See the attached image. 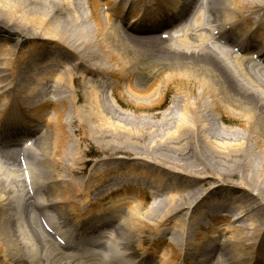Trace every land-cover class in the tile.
<instances>
[{
  "label": "bare ground",
  "instance_id": "obj_1",
  "mask_svg": "<svg viewBox=\"0 0 264 264\" xmlns=\"http://www.w3.org/2000/svg\"><path fill=\"white\" fill-rule=\"evenodd\" d=\"M99 1H92V6L95 9H99ZM120 1L107 0L106 2L109 4L105 3V5H111L112 9L118 11L120 21L125 20L129 29L137 31L150 30L151 28L154 30L155 26L167 25V20L165 21L163 14H160L159 8L162 4L158 5L160 1L164 3L163 8L167 7V12L176 15L175 20L183 18V3L188 5L187 12L190 16L196 12L198 7L202 6L200 0L198 2L195 0H157L147 6L145 14L148 12L149 16L141 17V20H138L140 24L136 25L134 24L135 13L130 18H125V16H129L130 10H127V4H117ZM60 2L62 0H0V26L3 28L5 26L8 31L0 32L2 34L5 32L10 38H14V35L9 34V29L19 23L21 28L15 30L18 32L15 35H20L23 38L37 35L40 31L52 36L54 40L60 38L58 33L60 31L55 28L58 22L57 15L62 10L59 6ZM198 10H205L210 15L209 22L217 25L221 39L227 44H231L236 40L231 39V35L239 36L238 47L246 51L254 46V43L248 41V36H253V33L250 34L252 29L249 27L264 25V0H211L206 9L201 7ZM154 11L155 13H152ZM45 13L47 16L46 19H43L42 15ZM202 13L199 11L195 30L182 44L184 47L179 45L181 50L193 56L159 57L160 63L164 60L169 62L156 65L142 63L141 67L137 65L122 67L120 73L115 72L112 76L119 75L121 82H126L129 96H125L124 91L116 89L113 97L115 99L111 101L113 104L109 99L106 100L98 89L93 90L92 101L90 100L88 103L99 114L97 122L102 124V126H95L92 130L99 144L96 149L81 147L87 134L84 131L86 115L83 116V112H80L81 107L76 98L72 96L70 102H67L61 96L62 88L65 86V93H68L69 89L75 88L76 78L78 79L76 70L81 66L77 67V64L74 66L71 63L73 61L70 59L74 55L68 54L67 71L58 70V67L54 65H49L47 69L44 68L43 73L45 74L31 85V90L28 93L25 82H28L30 77L26 74V69L28 65H34L35 62L37 64L39 62L38 66H41L40 53L37 50L42 48L40 44H44L36 41L38 36H35L26 39L28 41L27 48L23 45L21 49L18 45L16 53L9 50L8 45L0 46V106L7 108L4 110L10 112L7 122L19 124L22 115L18 111L24 109L29 111V116L27 115L29 122H37L32 126H41V123H44L42 129L39 130L43 132L33 147L35 151H31L28 155H24L20 151L18 153L20 158L23 156L25 162L19 159V155L18 158L14 155V149H10V154H13H9L10 156L2 154L0 150V164L4 168H22L24 181L31 182V186L36 189L35 194L28 191L26 200L18 194L9 198V190L5 181L10 176L7 179L0 167V239L2 247L7 248V255L0 250V264H9V262L11 264H71L64 260H69L68 256L65 253L61 255L56 245L58 230L65 233L70 224L81 225L76 234H72L71 239L69 238L73 243L79 239L90 243L89 237L99 231L101 233L100 238L96 241L100 245L90 243L91 247H88L86 251L88 256L76 255V259L79 258L77 260L83 257L89 259L87 262L95 261L98 254L100 255L99 249L102 248L104 253L109 250L108 255L101 254H104L107 260L114 259L115 264H129L130 255L132 257L135 255L134 252L130 253L129 249L135 247L133 240L136 239V231L140 235L139 239H136L137 243H143L145 218L156 214L160 207L166 205L172 207L169 212L176 210L180 208L179 202L186 201L189 210L196 212L195 214L192 212L190 218L186 216V220L180 223L181 228L178 229V232L181 235L172 239L169 246L172 254L168 252V257L162 262V264H177L178 259L175 257L180 251L178 248L187 242L186 236L191 231V228L187 227L194 228L192 236L197 238V236H205L202 231L208 229L210 225L209 223L205 227L207 219L210 218L205 219L207 210L201 206V203L206 199L201 200L210 191V188L205 191L204 188L197 187L195 190L198 189V192L195 195L179 198L170 193L169 199L166 198L167 200L153 206H144L150 196H145L138 186H130V188L124 186L106 194L96 193L98 189H103L108 181H112L117 176L129 175L130 177L133 175L137 181L139 178L136 172L138 168L142 169L139 167L143 165L142 162L150 165H163L171 170H179L181 173L186 170L184 167L189 165L193 172L197 173L194 175L203 176L206 174L201 178L207 177L208 171L213 174L217 173L216 176H222L224 179L238 178L237 173L239 172L245 178L244 182H239L241 188L246 189L247 192L250 190L258 193L259 196L263 195L264 187L260 189L259 187L264 184V78L263 80L257 79L256 75L251 74L252 69L243 64L242 60L235 61L224 52L221 54L225 67H220L212 57H208L207 49L212 43L211 39L201 32L202 23L205 21L202 19L204 17ZM148 17L149 19H147ZM51 21H53V25ZM55 21L56 24H54ZM61 23L64 25L67 22L61 21ZM71 23L72 25L69 23L65 25L64 34H68L79 45L87 48L92 47L94 52H105L106 57H108L106 49L101 46L103 37L109 42L113 40L112 44L120 51L121 48L113 34L122 39L127 38L124 32L122 33L121 29L110 20L107 21L106 32L103 27H95L79 20ZM123 27L125 26H121V28ZM74 28L79 30L78 35L75 33L76 31H73ZM259 31L263 32L260 29ZM262 41L264 43V38ZM52 45L56 47L55 42H52ZM136 53L138 52L136 51ZM33 55L36 61L31 58ZM261 56L264 57V54ZM146 71H148L147 78L144 77ZM84 78L87 80L88 76L86 77L84 74L83 80ZM40 86L42 87L40 88ZM50 89L52 90L48 93ZM172 93L175 96L170 105L162 110ZM79 98L80 96H78ZM127 102L131 105V111L133 110L128 115L120 111ZM46 104L56 107L51 113H48L45 110ZM72 108L76 112V121L80 123V126L75 123L72 126L79 127L77 136H81L78 139V142L81 143L77 144L79 152L76 161L73 158L76 153L69 152L71 134L74 133L63 125L66 114H70ZM46 113L48 114L46 115ZM52 114L53 117H51ZM214 117H217L216 121H212ZM218 119L220 124L217 122ZM21 124L25 126L24 123ZM96 128L104 129V131L100 132ZM4 133L8 134L9 129H6ZM130 147L134 148L135 155L131 151H127ZM141 149L145 151L144 154L138 152ZM146 152L150 154V157L146 155ZM169 154L173 156L168 157ZM120 156H130L135 161H125ZM190 156L200 161L202 166L193 163ZM53 158H56V161ZM119 159H121L120 163L129 162L134 170L125 172H117L115 169L112 172L106 170L108 165L118 163ZM163 159H166V163ZM59 160L61 163L58 162ZM66 161L70 162L71 166H65ZM97 161L101 162L98 165L101 168H93L88 175L90 165ZM183 161H186L184 167L178 164ZM32 164L45 167L43 169L44 183L49 192L39 199L36 196L38 183L32 185V180H36L37 171ZM57 164H60V168L56 169L53 165ZM178 165L182 167L181 170ZM49 170L52 172L51 175L47 173ZM219 170L231 173L224 174ZM94 173V176L97 175L96 177L93 176ZM211 173L210 175H212ZM48 178H51L52 181H47ZM197 178L199 177H196L195 180ZM158 179L162 178L159 176L152 178L158 186L156 191L158 195L155 191L149 193L151 195L155 193L152 195L153 197L163 196L165 192L166 186L159 183ZM130 181L128 180V182ZM153 181L150 180V183ZM193 182L195 181H190L191 184ZM59 183L65 184V186H59ZM192 187L194 184L190 186V188ZM82 196H85V199H78ZM125 196L129 197L121 199ZM228 196L225 197V200L217 198L214 202L208 201V204L218 203L228 206V204H232L229 202L230 197L228 201ZM238 196L234 197V200H239ZM112 197L118 199L119 202L122 200L132 201L133 204L136 201H142V199L143 201L136 205L138 208L133 206L122 212V219L119 223L116 215L118 211L106 208V199L110 200ZM243 202L246 201L243 200ZM255 204L251 201L249 206L252 208ZM9 206H13L11 214L8 213ZM249 211L250 208L246 205L240 206L238 214L241 213V216L239 218L247 217ZM180 212L178 214L182 216ZM223 214H218V217L226 218L227 222L232 219L231 216H228L229 212L225 211ZM79 215L82 216L81 220ZM172 215L175 218V215ZM114 217L117 218V222L114 221ZM218 217H214L210 221L213 222ZM170 219L172 218L168 217L167 221ZM255 220L254 222H258L256 226L251 223L252 232L256 231L254 235L245 237L242 236L244 228H233L229 232L230 237L223 241H218L219 237L212 241L208 240L202 247L190 253L191 256L189 255L188 258L190 261L187 263L183 260L184 264H223V262L225 264H264L263 244H259L255 251L257 252L260 248L258 258L256 257L248 263V253L252 249V244L257 236V239H260L259 231L264 226V222L262 223L264 212L261 211V214L256 215ZM163 226L164 224L158 229L160 234L167 230L162 228ZM106 230H109L108 233L103 234ZM144 241L148 242V239L144 238ZM149 241L152 242L150 238ZM157 242L159 243V241ZM141 243L137 245V248L141 250L138 258L143 257L146 252L148 255L155 254L154 251L143 252ZM114 250L115 254L111 255L110 251ZM123 260L126 262L122 263ZM143 261L144 258H141L135 264H147V262L142 263Z\"/></svg>",
  "mask_w": 264,
  "mask_h": 264
},
{
  "label": "rangeland",
  "instance_id": "obj_2",
  "mask_svg": "<svg viewBox=\"0 0 264 264\" xmlns=\"http://www.w3.org/2000/svg\"><path fill=\"white\" fill-rule=\"evenodd\" d=\"M59 6L62 8L61 12L58 13L57 18H58V22L56 24V21L54 24H56V29L59 30L60 32L59 35L61 36L60 38H55V40L52 38V36L50 35H46L45 33H41L42 31L39 32V34L37 35H32L29 36V38L32 37H37L36 41H39L41 43H43L44 45L40 44L42 48H38V52L40 53L39 59H42L44 61H49V60H53L50 64L51 65H55L58 67V70L61 71H67L66 66H67V61L69 60L68 54H73V58L70 59L71 63L74 64V66L77 67L81 66L80 69H77V77L76 78V83H75V88L69 89L68 93H65V86L62 88V92L61 93L62 97L64 98V101L70 102V100L72 99V96L74 98H76L77 103L79 104V106L81 107V111L83 112V116L86 115V121L84 122V131H85V136L86 138L84 139V141L78 142V139L81 138V136H77L78 135V131H79V127H74L72 126L73 123H75V125L80 126V123L76 121L75 119V114L76 112L74 111V108H72V111H70V114L67 113L66 114V118L63 121V125L67 126V130H69L70 132L72 131L71 134V138H70V146H69V152L71 153H76L75 156L73 157L74 160L76 161V157L77 154L79 152L78 150V143H81L82 146L81 147H88L90 148H94L96 149L99 144H98V140L97 137L95 135H93L92 130H94L95 126H102V124H100L99 122H97V117L99 116V114L96 112L95 109H93L92 105L90 103H88V101L90 102V100L92 101V93L93 90L96 88L98 89V91H100L106 98V100H110V98H113L115 95V90L119 89L120 91H124L125 96H129V94L127 93V87H126V82L124 83V81L121 82L119 75L118 76H112V74L114 75L115 72L120 73V71L122 70V67H129V66H140V64H142V60L141 58L138 56V53H136V48L138 50H143L144 47L142 46V44L139 41H132L133 39L130 37L129 41L125 40V39H121V37L116 38L115 35L113 34V37L116 38V41L118 42V46L121 48V51L115 47L112 42L106 38H102V42H101V46L104 47V49H106V54L108 57L105 56V52L103 53H99L94 52L92 47L91 48H87L83 45H79L76 42L73 41V39H71L68 34H64L63 31L65 30L64 27L67 23H69V25H72L71 22L73 21H82L83 23H87L89 25L95 26V27H103V29L105 28V32L107 31V26L104 24L106 22V19L104 17H102V20L100 19V13L101 11L104 10L105 5H101L100 3V7L98 8H94L91 5V0H62V2H60ZM99 6V5H98ZM62 13V14H61ZM47 14L45 13L44 15H42L43 19H46ZM105 16V15H104ZM56 18V17H55ZM61 21L63 22H67L66 24L64 23V25L61 23ZM16 23V22H15ZM52 25H53V21H51ZM106 26V27H105ZM49 27V26H48ZM0 28L3 29V27L0 26ZM12 29H9V33H11L12 35H14V38H10L13 39L12 41H10V43H7L9 41L4 40L7 36L6 34L4 36H0V46H5L8 44V49L12 50L14 53L17 52L18 48L17 46L19 45L20 48L24 47L27 48L28 45V41H26V39L29 38H23L20 35H15V33L18 34V32H16L15 30H19L18 28H21L19 23H16L15 26L11 27ZM5 29V26H4ZM3 29V30H4ZM31 30V29H30ZM38 30V29H35ZM73 31L75 33H77V35L80 33L79 30H77V28H74ZM8 32V31H6ZM110 32V31H109ZM108 33V32H107ZM111 33V32H110ZM58 36V35H56ZM68 36V37H67ZM129 37V36H128ZM57 39V40H56ZM105 39V42H104ZM52 42H55L56 47H53ZM148 47L145 46V49H147ZM144 49V51H145ZM142 54V53H141ZM163 57L167 58V56L169 57H189L191 55H185L184 54H178V55H173V54H169V53H164L162 52ZM31 58L35 60V56H31ZM145 58V57H144ZM146 59V64H157L159 63V57L157 56L156 59H149L148 57L145 58ZM169 61L164 60V62H162L163 64L168 63ZM219 64V62H218ZM220 65V64H219ZM221 67L223 65H220ZM225 67V66H223ZM87 71V72H85ZM26 74H28V76L30 77V79L28 80V82H25L26 87H28V93L31 90V85L33 83L36 82V80L38 81L40 77H43V75L45 73H42V69L38 66L33 67V65H28L27 69H26ZM86 74V77L88 76V79L83 80V75ZM90 74V75H89ZM144 74V73H143ZM148 76V71H146V74L144 75L145 78H147ZM42 86H40L41 88ZM71 88V87H70ZM52 89H50L48 91V93H50ZM83 93H85V95H83ZM78 96H80V98L78 99ZM175 94L172 93L169 98L167 99L168 102L167 104L163 107L164 109L167 108L170 105V102L172 101V99L174 98ZM110 97V98H109ZM133 99V97H132ZM111 102V100H110ZM33 103V102H32ZM112 103V102H111ZM113 104V103H112ZM46 108L45 110L48 111V113H51V111L53 110V108H55L56 106H49L48 104H46ZM1 107V106H0ZM118 108V107H117ZM121 108V107H120ZM0 109H6L5 107H1ZM22 109H20L18 112H21ZM121 112L126 113V115L130 114L131 111V105L127 102L126 106L124 108H121L120 110ZM46 113V115L48 114ZM2 116H0L1 118ZM51 117H53V114L51 115ZM217 117H214L212 121H216ZM219 124L221 123L220 120L218 119L217 121ZM22 126V124L19 125L18 128H14L13 124L11 122H8V128L10 130L11 134H17L20 130V127ZM44 126V123L41 125V127ZM93 127V128H92ZM98 129V128H96ZM98 131H104V129H98ZM134 148L130 147V149H128L127 151H131L134 155H135V151H133ZM139 150V149H137ZM31 151H35L33 148H31ZM30 151V152H31ZM141 154H144V150L141 149V151H138ZM196 154V153H195ZM122 155V154H119ZM124 155V154H123ZM131 155V154H130ZM131 155V156H134ZM146 155L150 157V154H148L146 152ZM154 156V155H153ZM168 157H172V154L167 155ZM59 157V156H57ZM156 157V156H154ZM120 158L123 159H132L130 156L129 157H125V156H120ZM159 159V157H156ZM162 158V157H161ZM160 158V159H161ZM164 158V157H163ZM54 161H56V158H53ZM167 159V158H166ZM166 159L165 163H166ZM190 159L193 163H196L197 165H201L202 163L198 160H196L195 158H193L192 156H190ZM97 160V159H94ZM246 161V160H245ZM58 162L61 163V161L59 160ZM98 163H95L93 165H91L89 168V171L87 172V174L89 175L90 171L92 170V167H96V168H101L98 167V165L101 163L100 161H97ZM164 162V161H163ZM247 162V161H246ZM184 163H186V161H183L181 163H178L179 165H182V167H184ZM118 164H110L106 167V170L108 171H113L114 169L117 172H125V171H129V170H134L132 169V167L129 165H119ZM33 165V164H32ZM171 165V164H170ZM173 165V164H172ZM171 165V166H172ZM178 165V168H180L181 170V166ZM34 166V165H33ZM65 166H71V163L66 161L65 162ZM1 167V171L5 173V177L7 178L8 176L9 179L7 181H5L6 187L9 190V198L12 197L13 195H20L21 197H23L24 195V188L26 186L25 182H24V176H23V171L22 168H4L3 165L0 164ZM36 171V180H32V184L34 183H38V187L39 186H43L44 191L46 192L45 195L47 194L48 188L47 186H45L44 183V176H43V172H44V166H34ZM53 167L60 168V164L57 165H53ZM141 167V166H139ZM162 167V168H160ZM11 169V171H10ZM169 169V168H168ZM183 173H181L179 170H167L166 167H164L163 165H154L151 169L149 167L147 168H143L137 169V177L139 178L138 181L136 182L135 177H133V175H124V176H117L114 179H112V181H108L105 185L104 188L102 189V191H104V193H109L111 191H117V188H114V185H118L117 183H120L119 181H121L122 179H126V180H131V182H133L135 185L137 184L138 187H140L142 189V192L145 196L149 195L150 189L152 188V186L156 185V183L152 180V176H159L162 179H158L159 183H163L165 187V192L163 194V196H160L162 198H160L158 196V198L153 197L152 195H149L150 198L147 200V203L144 204V206H153V205H158L161 201L163 200H167L169 199V194H175L176 198L179 197H185L186 195L192 196L195 195L196 192H198V189L195 190V188H204L205 191L207 189L211 190L213 188L219 187L217 188V191L214 193L209 194V198H211V200L214 199H221V200H225V197H227L228 200H234V197H236L237 195L240 202L246 201L245 203L247 204L246 206L248 208H250V211L248 213V216L246 219L244 220H240V222L235 223V221H225L226 218H222V217H218L217 219L210 221L208 220L207 222L210 223V225L208 226V229H204L202 232L205 234V236H197V238L195 236H188V240L185 244H183L181 247H179L178 249L180 250L177 257H175L176 259H178L177 264H184L185 260L187 263L190 261L189 255L190 253H192L193 251H195L196 249H198L199 247H202L204 245V243H206L208 240L212 241L215 240V238L219 237L218 241H222L228 237H230L231 234H229L230 230L233 228H244V233L242 236H251L254 235L256 233V231L254 230V232H252V225L251 223H253L254 225H256L258 222H254L256 221V215L261 214V211L264 212V189H262L263 195H260L258 193L252 192L249 190V192H247L246 189L241 188V186L239 185V182H244L245 178L243 176H241L238 174V178H227L224 179L222 178V176H216V174L211 173L210 171H208V176L205 178H201L204 177L203 176H198V175H194L195 172H193V170L189 167V165H186L184 167ZM219 169V168H218ZM222 169V168H221ZM189 170V171H187ZM192 172V173H191ZM220 173H224V174H230L228 172L219 170ZM7 173V174H6ZM48 174H52L51 170L47 171ZM98 173V172H97ZM210 173L212 175H210ZM192 174V175H190ZM197 174V173H195ZM234 174V175H237ZM95 175V173L93 174V176ZM97 176V175H96ZM94 176V177H96ZM199 177V179H197L195 181V178ZM216 177V178H215ZM217 177H221V178H217ZM53 178V177H51ZM51 178H48L47 181L51 182ZM175 178V179H174ZM69 181H73L68 179ZM77 180V179H76ZM75 180V181H76ZM150 180L153 181L152 183H150ZM190 181H195L192 184H195L194 187L190 188V186L192 185L190 183ZM44 183V184H43ZM89 184V183H88ZM61 184L59 183V186ZM37 186V185H35ZM61 186H65V184L61 185ZM46 187V188H44ZM253 187V186H252ZM261 187H264V184H262L259 189ZM130 188V187H128ZM235 189V190H232ZM240 189V190H238ZM246 194V195H244ZM154 195V194H153ZM258 195V196H257ZM114 196V195H113ZM129 196H125L122 197L121 199L124 198H128ZM230 197V198H229ZM167 198V199H166ZM204 200V199H203ZM143 201V199H142ZM140 201V203L142 202ZM253 201L256 204L253 205L254 207L251 208L250 202ZM138 202V201H137ZM136 202V203H137ZM205 200V204H206ZM144 203V202H143ZM178 204V203H177ZM204 204V205H205ZM110 205V206H109ZM180 208L178 209H174L173 211L169 212L171 210V206L170 205H166L163 207H160L159 210H157L156 214L150 215L148 217L145 218V223H144V238L147 240L148 242L144 241L143 238V243H141V245L143 246V249L146 250H150V251H155V254L152 256H148V261H151L153 258H155V262L157 264H162L163 260H165L168 257V252L172 254V252L170 251V242L172 241L173 237L175 236V234L178 233V229L181 228L180 227V223L186 220V218H190L189 216L192 213V210H189V208L187 207L188 204L185 201L184 203H180ZM114 207L115 209L118 208V210L120 208H122L121 210H119V221L121 222L122 219V212L126 211L127 208H131L133 207V205L131 204L130 201H120L118 199H115L114 197L110 198L108 205L106 208H112ZM156 207V206H155ZM12 208L13 206H9L8 207V213L11 214L12 212ZM138 208V207H137ZM185 209V210H184ZM181 211V212H180ZM214 211L218 212L220 211L219 208L214 209ZM182 214L181 218H173L172 214L175 213H179ZM217 215V214H215ZM187 216V217H186ZM172 218L170 220L167 221V218ZM11 218V217H10ZM8 218V219H10ZM167 222V223H165ZM264 221H262L263 223ZM162 224H165L164 229L165 230L164 233L166 237H165V241H161L159 240L160 238L157 237V235H161L158 234V229L161 228ZM75 225V226H74ZM137 226V224L135 225V227ZM75 228L76 224L70 225L69 228ZM189 228V227H187ZM264 229H261L260 232V237L263 233ZM135 231V230H134ZM192 231H190V233L192 234ZM229 234V235H227ZM139 233L136 231V239H139ZM263 238H264V233H263ZM1 238V237H0ZM149 238L153 239V242L150 243ZM196 238V239H195ZM136 239H134L133 241H135L134 245V249L137 248V245H139L140 243H137ZM142 240V239H141ZM159 241V243L157 242ZM158 244V245H156ZM264 245V243H263ZM133 249V250H134ZM0 250H2L4 252L5 255H7V248L5 246L2 247V242L0 239ZM129 252H133L132 248L129 249ZM253 252V250L251 252L248 253V256L251 255V253ZM3 254V255H4ZM134 256H138L134 255ZM191 256V255H190ZM174 258V259H175ZM9 260V258H7ZM92 263V262H91ZM215 263V262H214ZM9 264H11V262H9ZM223 264H225L223 262Z\"/></svg>",
  "mask_w": 264,
  "mask_h": 264
}]
</instances>
